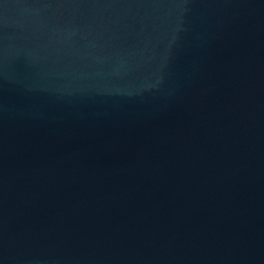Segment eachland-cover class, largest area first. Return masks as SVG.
Here are the masks:
<instances>
[{
  "label": "water",
  "instance_id": "obj_1",
  "mask_svg": "<svg viewBox=\"0 0 264 264\" xmlns=\"http://www.w3.org/2000/svg\"><path fill=\"white\" fill-rule=\"evenodd\" d=\"M0 264H264V0H0Z\"/></svg>",
  "mask_w": 264,
  "mask_h": 264
}]
</instances>
